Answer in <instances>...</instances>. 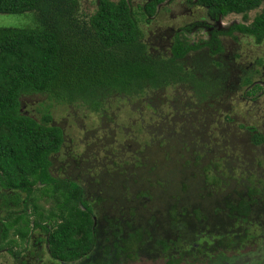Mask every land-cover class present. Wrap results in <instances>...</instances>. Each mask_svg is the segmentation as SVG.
<instances>
[{"label": "trees", "instance_id": "16d2710c", "mask_svg": "<svg viewBox=\"0 0 264 264\" xmlns=\"http://www.w3.org/2000/svg\"><path fill=\"white\" fill-rule=\"evenodd\" d=\"M164 1L147 0L134 8L129 0H97L94 11L84 12L80 0H0V13L34 11L35 19L34 26H0V187L8 203L1 237L13 218L9 201L23 202L33 210L32 226L48 232L53 264L79 259L83 264H264V176L257 172L245 176L243 188L233 186L221 195L216 188L228 184L221 176L228 169L215 164L207 174L206 196L216 194L210 204L180 196L143 224L134 207L124 222L116 216L96 219L93 196L77 180L52 171V156L64 142L63 128L52 123L53 104L103 112L114 96L133 100L182 82L200 90L195 98L203 104L207 79L208 95L216 97L218 85L230 79L189 68L183 58L202 45L190 44L185 35L175 39L171 54L149 49L143 25ZM195 1L210 13L241 14L243 20L260 8L250 23H234L226 33L264 40V0ZM35 94L45 95L46 102L38 115L24 113L21 97ZM238 173L245 175L239 170L235 177ZM138 195L153 197L147 188ZM29 223L26 218L16 232L24 236Z\"/></svg>", "mask_w": 264, "mask_h": 264}, {"label": "rangeland", "instance_id": "374dc122", "mask_svg": "<svg viewBox=\"0 0 264 264\" xmlns=\"http://www.w3.org/2000/svg\"><path fill=\"white\" fill-rule=\"evenodd\" d=\"M129 1L138 8L145 0ZM80 2L84 12H92L97 7V0ZM260 11V8L250 11L247 20L236 13L217 19L221 30L226 31L234 23H250ZM207 13L206 8L192 0H165L155 15L146 19L148 34L145 38L164 50L169 47L172 32L176 37L185 35L192 45H203L211 41L210 29L204 23L195 22ZM34 25V11L0 13L1 27ZM224 36L223 46L235 45L242 55V67L254 72V61L264 58V40L257 43L255 38L238 31ZM201 47L200 50L205 51L206 47ZM258 66L264 70L263 66ZM258 78L255 74V79ZM192 95L190 89L178 84L147 92L133 100L114 96L103 112L83 106L53 104L50 109L52 123L63 128L64 142L60 151L52 156V170L77 180L86 193L93 196L99 215L115 213L120 207H134L137 222L143 224L150 215L159 217V211L163 212L180 196L188 201H199L200 205L210 204L216 194L206 196L211 191L207 174L215 164L222 166V171L228 169L221 175L228 184L223 189V184L216 188L221 195L230 193L233 186L243 188L244 178L251 172L264 176V143L253 142L251 134L243 130L247 127L221 120L219 116L223 110H230L231 102L216 103L223 108L210 111ZM254 95L258 100L254 106L242 101L233 108V114L248 125L256 123L253 117L259 115L264 125V92L258 95L254 92ZM21 102L24 113L38 115L37 108L41 102H46V97L23 95ZM250 108L248 118L246 112ZM257 154L262 161L256 165ZM239 170L245 172L243 177L241 173L235 177L234 173ZM145 188L151 191L152 199L138 195V191ZM45 205L53 206L51 202ZM8 260L11 261V257ZM135 264L144 263L136 261Z\"/></svg>", "mask_w": 264, "mask_h": 264}, {"label": "flooded vegetation", "instance_id": "af4514ba", "mask_svg": "<svg viewBox=\"0 0 264 264\" xmlns=\"http://www.w3.org/2000/svg\"><path fill=\"white\" fill-rule=\"evenodd\" d=\"M147 0L144 1V3ZM143 3V4H144ZM163 3V2H162ZM160 3L158 5L161 6ZM192 3L198 4L195 2V0H192ZM142 4V5H143ZM139 5V6H142ZM204 8L207 9L208 13L207 16L204 18L196 19L197 21L195 24H201L204 23L206 27L210 29L209 36L211 38V41H207L206 43H202V46H205V51L200 50L202 47L197 48V50H193L194 54L191 55L190 51L183 59H187V66L191 68L192 70H195L197 73L198 71L202 70L203 74H208L211 76V73L214 74L215 77L221 76V80L224 79L226 76H229L230 79L226 82L225 80L222 81L221 85H218V96L216 95L212 96L209 94V91L211 89L210 86V79H207L208 87H205L203 90L207 92V98L203 100V105H207L211 109H220L223 108L221 106H216V103L224 104V103H230V112L225 109L220 113L221 120H228L238 123L239 127H247L243 128L244 131L249 132L251 134L252 140L256 139L259 136H264L263 126L262 125V118H260L259 115L257 117H253L254 121L256 120V123L253 122V124H246L244 121H241L237 115L233 114V108L240 104L242 101H246L250 106H254L256 104V99L254 92L249 94V90L251 89V92L253 91L252 87L258 85L257 89V95L260 92H264V84L260 81H264V70H261L258 66L259 64L261 67H264V61L262 63H259L257 60L254 61V64L256 65L254 67V72H251L252 69H245L243 68V62H241L242 55L237 51V47L233 45L234 47H225L223 46L225 43L224 40V34H227L226 31L221 30L219 26V18L215 13H210L208 8L204 5H201ZM158 9V8H157ZM229 15V14H228ZM154 16V15H153ZM227 16V15H225ZM152 17V16H151ZM206 19V20H205ZM146 23L143 25V31H144V40L149 45V49L151 51H154L161 55L171 54V48L174 44V38L176 35L174 32H172V38L169 41V47L168 49L164 50L161 48H157L154 45H152L146 38V34L148 32L145 29ZM189 26V25H187ZM231 27V26H230ZM230 29V28H229ZM228 29V30H229ZM234 32V31H233ZM234 35V34H233ZM177 38V37H176ZM149 39V38H148ZM218 43L222 45L221 50H217ZM228 48V49H227ZM197 57V58H196ZM259 58V57H258ZM257 58V59H258ZM257 61V62H256ZM199 69V70H198ZM255 74H258V79H255ZM198 75H201V73H198ZM249 79V83L245 84V80ZM181 84L185 88H188L193 93L192 97L198 96L199 89L194 90L193 84L189 85L188 87L185 83H177L175 85ZM259 92V93H258ZM201 96V95H200ZM198 100V99H197ZM196 100V101H197ZM237 103H235V102ZM212 103V104H210ZM251 109L246 112L247 117L249 118V115H251ZM214 113V112H213ZM253 113V112H252ZM223 114V115H222ZM222 115V116H221ZM215 122H217L215 120ZM258 123V124H257ZM255 143H264V138L260 141H256ZM262 161V158L258 156V154L255 157V163L260 164ZM53 171V170H52ZM54 172V171H53ZM3 187H0V218L3 219V221L7 222V206L6 202L3 197L1 196V193L4 189ZM142 197V196H141ZM5 202V203H4ZM189 202H198L199 201H189ZM188 202V203H189ZM204 202V201H203ZM190 204V203H189ZM9 205L12 209V221L9 223L8 232L6 236L1 237L0 236V264H53V257L50 253V246L48 243V232L44 230L43 227H33L32 220L34 219L33 216V210L31 208H26L23 202L19 205H14L12 202L9 201ZM94 209L96 205L94 204ZM46 206V205H45ZM50 207V206H49ZM130 209V207L128 208ZM128 209H125L124 207H120L117 212L115 213H102V215H99L96 212V219L101 220L104 215L107 217H115L118 218L120 221H125L129 219L131 216L128 212ZM96 211V210H95ZM27 218V220H30L27 233L24 236H21L20 233L16 232V227L19 225L24 224V220ZM33 256L36 257V259L33 260ZM11 257V261L8 259ZM72 264H83V261L79 259V261H76Z\"/></svg>", "mask_w": 264, "mask_h": 264}]
</instances>
